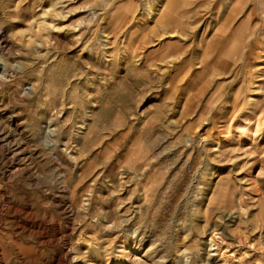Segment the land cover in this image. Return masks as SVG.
<instances>
[{
    "label": "rangeland",
    "instance_id": "obj_1",
    "mask_svg": "<svg viewBox=\"0 0 264 264\" xmlns=\"http://www.w3.org/2000/svg\"><path fill=\"white\" fill-rule=\"evenodd\" d=\"M0 30V264H264V0H0Z\"/></svg>",
    "mask_w": 264,
    "mask_h": 264
},
{
    "label": "bare ground",
    "instance_id": "obj_2",
    "mask_svg": "<svg viewBox=\"0 0 264 264\" xmlns=\"http://www.w3.org/2000/svg\"><path fill=\"white\" fill-rule=\"evenodd\" d=\"M2 33V30H0V34ZM1 60V59H0ZM0 64H2V62H0ZM50 132V130H49ZM52 134V132H50ZM50 134V135H51ZM39 170V169H38ZM13 171V170H12ZM7 206V205H6ZM67 207V206H66ZM5 208L8 207H4V205L0 204V212L5 211ZM75 212V211H74ZM5 213V212H4ZM17 213V212H16ZM35 215V214H34ZM74 224V223H73ZM2 245V244H1ZM73 250L72 249H66L63 251L62 256H58L59 258H57V264H74L76 263V258L75 256L73 257ZM6 255V254H5ZM77 256V255H76ZM3 258V256H2ZM2 260V259H1ZM4 260V259H3ZM5 261V260H4ZM86 263V262H85ZM77 264V263H76Z\"/></svg>",
    "mask_w": 264,
    "mask_h": 264
}]
</instances>
